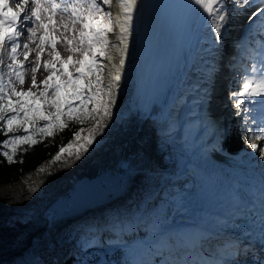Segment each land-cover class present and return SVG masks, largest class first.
Returning a JSON list of instances; mask_svg holds the SVG:
<instances>
[{
    "label": "snow or ice",
    "instance_id": "1",
    "mask_svg": "<svg viewBox=\"0 0 264 264\" xmlns=\"http://www.w3.org/2000/svg\"><path fill=\"white\" fill-rule=\"evenodd\" d=\"M255 2L187 0L184 6L190 26L198 32L210 33L202 37L209 57L229 34L226 25L238 13L243 14L241 9ZM259 3L260 9L248 17V36L264 35V0ZM114 4L118 8L116 13L111 10ZM138 5L139 0H0V133L6 137L0 143V155L8 164L23 163L22 153L42 143L44 138L54 137L59 130L69 128L65 117L80 126L79 130L73 131L72 139L67 144L61 143L57 153L45 163L73 155L78 161L96 142L97 135L103 134L108 124L102 121L111 120L117 104ZM38 29L42 34H38ZM57 32L61 34L55 35ZM58 43L66 46L69 53L66 58L57 50ZM46 48L51 51L46 53ZM33 51L36 59L25 63ZM113 52L119 53L118 64L112 63ZM252 53L253 62L238 72L239 86L230 93V99L236 115H243L245 125L256 124L255 130L246 128L244 139L247 147L264 162V146L254 142L264 140V117L257 121L251 116L257 105L264 110V41H257ZM45 54L52 59L43 61ZM105 60L111 63L107 72ZM41 66L50 74L38 82ZM69 66L74 71H69ZM29 71L31 87L24 91ZM89 119L96 120V126L84 135L82 125ZM37 171L43 172L44 168L41 166ZM251 207L255 212L256 205ZM258 211L257 219L238 226L246 238L258 239L264 246V194ZM230 246L235 257L241 251L240 242H230ZM162 264L179 262L165 260ZM197 264H222V260L206 256ZM258 264H264V260Z\"/></svg>",
    "mask_w": 264,
    "mask_h": 264
},
{
    "label": "bare ground",
    "instance_id": "2",
    "mask_svg": "<svg viewBox=\"0 0 264 264\" xmlns=\"http://www.w3.org/2000/svg\"><path fill=\"white\" fill-rule=\"evenodd\" d=\"M256 3H259V0H256V2L248 8H251V10L254 9L253 7ZM112 9L114 13L118 11L116 5L113 6ZM249 12L250 11L246 9L243 10V14L238 13L234 21L230 25H226V28L229 29V34L222 38L221 44L214 49V55L212 57H209L204 51L207 45L204 44L202 40L204 35H209L210 33L196 31L190 45L186 64L180 72L178 85L176 86L172 98L170 102L168 101L162 114L156 116V118L159 116H164L166 118L165 120H161V124L159 125L154 123V121H147L143 126H140L129 110V108H131L132 111L133 108L131 96L134 92L137 52L140 47L136 34V24L134 25L129 57L123 78L120 82L117 104L113 111L115 117L123 118L121 124L116 126L118 131L115 140L104 148L99 159H97L98 155L94 154L89 160L78 162L67 167L68 169H66L56 183L50 187L55 193L50 195L48 200L41 203L36 209L40 215L44 217L50 202L55 199L57 195L65 192L71 185L73 186L78 177L84 174L93 175L117 160L128 157L131 158L129 164L133 171L129 189L114 203L108 204L105 207L86 209L78 215L79 217L77 216V219L73 220L72 218L66 224L62 222L59 224V221L48 223L47 226H45L47 230L44 232V235L50 237L51 235L49 233L55 234L64 232L70 228L76 236V239L80 238L82 232L86 233L87 237H89L93 234L91 225L94 221L97 223L101 222V226L106 224L107 226H113L114 224H111L110 221L114 222L116 220L113 221V219H120V217L125 215L134 214L135 210L140 212L142 220L155 219L165 228H168L169 224L174 221H181L189 218L187 211L176 212L173 209H167L168 204L165 202L167 200L165 196L167 194V187L170 184V182L167 181L176 178V174L178 178L181 177L183 167L186 163L197 164L210 170H219L218 172L232 176L239 173L240 170H243L242 168L239 170L237 166H231L233 165L230 164L231 158L236 156L222 151L223 149L220 147L225 133V127L224 122L221 123L218 119L220 115L218 110L220 109V105H222L221 102H224L225 99L217 95L218 91L216 87L222 86L227 80V78L223 77L221 61L225 60L227 56H232L238 44L242 42L241 38L238 37L239 34H242L238 30V27L242 24V20L244 17H247V13ZM229 18L230 20L233 18L231 11L229 12ZM57 19L59 23V18ZM37 31L38 34L42 33V30L38 29ZM60 34V32L55 33L57 36ZM31 47L35 49L36 46L31 45ZM57 50L59 52L63 51L67 56L69 54L63 43L57 44ZM49 51H51V49L46 48V53ZM112 55L115 57L112 63L118 64L119 53L113 52ZM35 59L36 51H33L29 60L25 61V63H30ZM50 59H52V57L47 54L43 57V61ZM196 59L198 62L195 61ZM105 65V72H107L111 68V63L106 60ZM47 73L48 71L41 66L40 71L37 73L38 82L41 81V77L46 76ZM31 77L32 73L29 71L26 77V85H31ZM184 89L187 90L182 93L181 91ZM183 101L192 102V110L188 113V120H186L183 125H175L177 123L172 114L180 107V103ZM203 121L208 123L209 126L203 127L199 125L196 127V122H200L201 124ZM108 122L109 120H107V118L102 121V123ZM213 128L216 129L215 138L212 140V143H206L210 136L211 129ZM161 130L170 133L169 138L164 141L163 145L165 146H161L162 144L158 142V134L162 133ZM262 145H264V142ZM149 148H151V151H149ZM215 149L221 152H218L216 155ZM161 161H163L162 165ZM61 166L62 160L52 163L49 177L55 172V169H60ZM36 172L37 171H34L32 173L34 179L38 176ZM44 196L39 197L38 201L41 202L45 199ZM3 200H7V197H2V201ZM36 200L37 198L32 196L24 203L26 212L3 211L1 213L4 214L6 221H10L15 217H24L28 220L31 214H36L35 211H27V209H32L30 206L34 204ZM216 215L220 220L227 219L218 212H216ZM10 224L13 226H20L21 224V226H23L24 223L10 221ZM59 228L61 229L58 230ZM32 233L34 232L32 231ZM32 236L35 235L33 234ZM151 245L155 246V251H152V253L165 252L166 259L170 258L172 261H178L179 264H184L181 260H186V252L176 248H168L165 244H160L156 236L155 239L143 238L142 240L140 252L144 257V261H147L148 264H152L155 260L152 253H149V246ZM256 250L259 251V249ZM206 256L213 259H220L222 262L226 258H230L232 261L239 260L237 256L233 257L231 255L230 249L225 247L219 248L214 239H209L200 246L199 251L193 256L192 261L187 264H197V262L203 261ZM247 256L245 258H247ZM7 257L9 258V256ZM32 257L33 258L27 259V263L33 259L37 262L34 256ZM155 264L160 263L155 262Z\"/></svg>",
    "mask_w": 264,
    "mask_h": 264
},
{
    "label": "rangeland",
    "instance_id": "3",
    "mask_svg": "<svg viewBox=\"0 0 264 264\" xmlns=\"http://www.w3.org/2000/svg\"><path fill=\"white\" fill-rule=\"evenodd\" d=\"M113 6H115V4ZM113 6H112V8H113ZM260 6H261V4L259 5V3H256V5L253 7L254 9H252V10H251V8H248V7L243 8L241 10V12H242L243 10L246 9L250 12L247 13L248 14L247 17H244V19L242 20V24L238 27L239 28L238 30L240 31V33H242V31H244L245 28L247 27L248 17L250 15H252L255 10L260 8ZM111 10L113 11V9H111ZM113 13H114V11H113ZM195 33H196V30L193 33L192 39H193ZM257 34L253 36L254 38H257L256 41H264V35L260 39V38H258ZM238 37L241 38L243 41H245V38L243 39L242 34H239ZM112 38H114V37H112ZM192 39H191V42H192ZM246 40L249 41L248 38H246ZM191 42H190V45H191ZM190 45H189V49H190ZM241 50H242V47L240 45H238V47H236V50L232 56H229V57L227 56L225 58V60L221 61L222 62L221 68L224 70V72H227V76L223 75L224 78H228V73L231 70V63H234L235 60L238 61V64L236 67V72H237L236 76H237L238 72L243 71V69L241 70V67H240V63H242L243 60H242V58H240V59L238 58ZM60 53L65 58L67 57V55L63 51H60ZM188 53H189V50L187 52V56L185 58V62L183 64L182 69L184 68V66L186 64V59L188 57ZM21 59H23V58L21 57ZM195 61L198 62L197 59ZM57 67H59V65H57ZM69 71H74V69L71 66H69ZM49 74L50 73L48 72L47 75H49ZM57 75H59V73H57ZM46 76L41 77V81ZM179 78H180V74H179V77L177 79L175 88L173 89L171 96L169 98V102H170V99L172 98V95H173L175 89H176V86L178 85ZM229 78H230V76H229ZM236 81H237V77H236ZM227 82H228V79L226 80V83ZM30 87H31L30 84H28V85L25 84L23 86L22 90L27 91ZM17 89L21 90L19 85H17ZM40 90H42V85H41ZM186 90L187 89H184L181 92L183 93ZM221 90H223V89H220L219 91H221ZM33 91H37V89H33ZM192 105L193 104L190 101H183L180 103V107L176 109L174 114H172L174 116V119L176 120V123H177L175 125H183L185 123V121L188 120L187 115L192 110ZM231 107H232V101H230V103L228 104V108H231ZM220 109H221V111H220L221 113H220L218 119L221 123H223L225 119L229 118L230 112H229V109H228V112H226L227 109H225V106H223V104H222V106L220 105ZM254 110L258 111L257 106L253 108V111L251 113H253ZM257 113H260V112H255V114H254L255 118L257 116ZM224 117H225V119H224ZM165 119L166 118L164 116H159L157 118L156 117L149 118L147 121H154V123H157L159 125V124H161V120H165ZM114 120H115V115L113 114L111 120H109V122L107 123L108 126H111L113 124ZM196 123H197L196 127H198L199 125H202L203 127L209 126V124L205 123L204 121L201 124H200V122H196ZM95 126H96V120L90 119V123L85 127L84 135L87 134V130L92 129ZM224 127H225V124H224ZM107 131H108V127L104 130L102 135H97L96 141L103 138L106 135ZM225 131H226V129H225ZM161 132L162 133L158 134V139H159L158 142L160 144H162L161 146H165V145H163L164 141H165V139L169 138L170 133H168V132L166 133L163 130H161ZM215 134H216L215 128L211 129L210 136L208 138V141H206V143H212V140L215 138ZM81 142H83V141H78L77 143H81ZM254 142L257 145L264 146V145H262L264 140H255ZM220 147H223L222 142L220 144ZM151 148H149V151H151ZM215 150H218V149H215ZM250 152H251V155H250V157H247V158L243 155L244 154L243 152L236 154L235 155L236 157L231 158L230 164H233L231 166H237V168H242L243 170L253 169L254 174L259 173L260 176L264 177V162H262L258 159V155H259L258 153H253L252 150ZM91 153H92V151H91ZM61 160H62V166L60 167V169H58V168L55 169V172H53L50 177H49V173L51 172L52 164H44L42 166L44 168L43 172H39L36 169V170H33L29 173H26L20 179L10 181L6 184H0V264H20L19 259H21L22 257H27V256H30V257L34 256V258L38 262L37 263L36 261L33 260V261L29 262L30 264H45V262L43 261V258H41L39 253L37 252V248H38L39 244H47V245L54 246L57 244L60 245L63 243H70V245L72 247L73 246L76 247L78 245L79 246L81 245L82 247H85V246L88 247L90 245L91 246L106 245V242L105 243H99V242L93 241L94 238L92 236L87 237L86 233H83V232L80 234V238L76 239V236L74 235V233L71 231L70 228H68L64 232H59V233H55V234L49 233L51 235L50 237L44 235V232L47 230V228L45 229V226H47V224H48L49 212L46 211L45 216L42 217L40 215V213L37 211L36 207H38L41 203H44L45 201L48 200V197H46L47 196L46 191H48L50 189V185L46 187L47 182L49 181V179H52L55 177L59 178L62 175V173L66 169H68L67 167H70V166L74 165L75 163L88 160V156L83 154L82 158L78 161L76 160V157L74 155L71 157L65 156ZM34 171H37L36 173H38V176L36 177V179H34L32 177V173ZM33 188H35L36 191H32ZM44 189H45V191H44ZM32 196L36 197L37 200L34 204H32L30 206L32 209H27V211L28 212L35 211L36 214H31V216L28 220H26L24 217H22V218L15 217L14 219L11 218L12 219V220H10L11 222H19V223L23 222L24 223L23 226H21V224H20V226H13L12 224H10V221H6V219L4 218V214L1 212H3V211L26 212L25 211L26 206L24 205V203L29 198H31ZM41 196H44L45 199H43L41 202H39L38 198ZM2 197H7V200L2 201ZM78 217L73 218V220L77 219ZM114 220H123V221L137 220V221H139L140 224H142L141 226H147L149 228L150 232H149V235L147 236V238H151V239H155V236L156 237L158 236V233H159V230L161 227V223L158 220L157 221H155V219H150V220H145V221L142 220V218L140 216V212H138V210H135L134 214L125 215L123 217H120V219H113V221ZM68 221L69 220H67V221L61 220V221H59V224L61 222L63 224H66V223H68ZM110 222H112V221H110ZM91 226H93V223ZM60 229L61 228H59L58 230H60ZM32 231L34 233H32ZM33 234L35 236H32ZM138 238H139V236H137V233H135V234L131 235V237H125V239L119 240L118 243L125 246L128 249L129 253L134 254L135 258H138L139 256H141L140 249H141L142 240H143V238L137 240ZM128 239L130 240V242H128ZM131 240H135V241L137 240V241L135 242V244H133V242ZM7 256H9V258ZM145 263H147V261Z\"/></svg>",
    "mask_w": 264,
    "mask_h": 264
},
{
    "label": "trees",
    "instance_id": "4",
    "mask_svg": "<svg viewBox=\"0 0 264 264\" xmlns=\"http://www.w3.org/2000/svg\"><path fill=\"white\" fill-rule=\"evenodd\" d=\"M260 35V34H259ZM263 37V35H260ZM234 87L239 86L236 79L231 81ZM229 118L225 121V134L222 140L223 149L230 155H236L243 152L244 156L250 157L251 149L245 143L246 128L255 130L256 124L245 125L243 115H236V110L233 107L229 108ZM253 117V114L251 113ZM65 123L70 127L59 130L54 137L44 138L42 143L35 145L25 153H22L23 163L8 164L4 157L0 155V184H6L10 181L22 178L26 173L38 169L43 166L46 161L50 160L58 151L61 143L67 144L72 139L73 131L79 130L73 121L64 118ZM90 123V119L86 121L82 127ZM42 135V134H41ZM6 137L0 133V143ZM140 226V235H148L149 228ZM81 245L72 247L70 243L60 245L39 244L37 252L43 258L45 264H135L133 255L128 252L127 248L120 244H111L104 246H88L87 250ZM155 259L159 258L160 252L152 253Z\"/></svg>",
    "mask_w": 264,
    "mask_h": 264
},
{
    "label": "water",
    "instance_id": "5",
    "mask_svg": "<svg viewBox=\"0 0 264 264\" xmlns=\"http://www.w3.org/2000/svg\"><path fill=\"white\" fill-rule=\"evenodd\" d=\"M143 46L138 49V64L141 63ZM138 95V93H136ZM130 157L116 161L99 172L78 177L73 186L59 194L48 206V223L67 221L77 217L86 209L105 207L114 203L129 189L133 171Z\"/></svg>",
    "mask_w": 264,
    "mask_h": 264
}]
</instances>
